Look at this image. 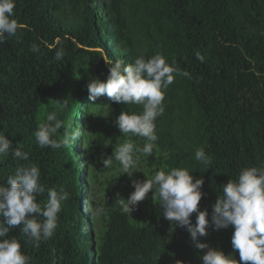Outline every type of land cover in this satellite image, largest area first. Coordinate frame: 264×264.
Masks as SVG:
<instances>
[{
    "label": "trees",
    "instance_id": "1",
    "mask_svg": "<svg viewBox=\"0 0 264 264\" xmlns=\"http://www.w3.org/2000/svg\"><path fill=\"white\" fill-rule=\"evenodd\" d=\"M14 11L27 28L0 44V132L28 159L11 152L0 157V183L17 167L36 165L45 188L38 203L44 204L48 188H64L70 198L50 240L35 246L20 228L8 237L21 242L30 264H88L97 253L99 264H202L207 250L198 252L185 229L163 218L151 192L132 214L122 212L117 194L127 199L132 180H145V173L185 168L204 179L200 209L211 219L220 185L245 167H264V0H16ZM59 48L65 55L57 61ZM157 53L190 78L177 75L167 89L154 153L137 161L130 178L118 162L103 168L101 158L126 139L116 117L142 107L106 96L92 104L87 84L107 79L106 59L129 64ZM66 98L69 108L58 118L79 127L81 137L72 148L39 147L37 126L55 110V100ZM127 139L144 144L131 134ZM200 147L211 156L207 167L194 158ZM83 198L95 212L90 220L81 219ZM208 231L201 242L240 259L232 227Z\"/></svg>",
    "mask_w": 264,
    "mask_h": 264
},
{
    "label": "clouds",
    "instance_id": "2",
    "mask_svg": "<svg viewBox=\"0 0 264 264\" xmlns=\"http://www.w3.org/2000/svg\"><path fill=\"white\" fill-rule=\"evenodd\" d=\"M15 7L16 0H0V44L9 38H18V34L27 28L14 18ZM56 43H59V38ZM31 47L33 51H39L36 44ZM48 47L54 49L56 44ZM64 55V49L59 48L54 59L59 61ZM196 58L201 63L205 61L200 52L196 53ZM105 62L109 68L107 79L91 78L87 84L92 104L99 97L106 96L112 103L142 107L141 112L122 111L116 117L114 124L126 139L114 147L112 155L101 158L103 168H110L114 161L118 162L123 174L127 173L131 178L137 161L154 153L158 140L155 122L165 112L167 89L177 75L190 78V74L171 66L160 53L150 57L140 55L129 64L118 59H106ZM55 101V110L46 114L34 132L35 141L41 148H72L82 131L58 118L59 112L69 108V98ZM62 128V134L58 135ZM129 134L142 138L143 146L127 139ZM9 152L14 159H28V153L22 151L19 145L13 148L12 141L0 132V157L7 156ZM194 158L206 167L212 163L211 156L203 147L196 149ZM145 175L147 178L143 181L132 180L134 191L127 199L117 194L123 213L132 214L151 192L154 203L163 209V218L174 227L185 229L198 252L207 250L199 256L202 264H264V167H245L235 179L230 178L220 185L218 198L212 205L211 219L207 209H200L204 196L203 178L196 179L188 169L180 167L170 170L160 168L151 177ZM44 192L36 165L19 166L8 176L6 183H0V264H30V258L22 251L21 242L15 237H8L10 229L20 228L35 246L54 236L58 213L70 194L64 188H48L46 201L41 205L37 195ZM85 201L83 198L82 205L87 206V211H83L85 218L81 219L90 220L95 212ZM100 211L103 212V209ZM194 213L195 223L192 221ZM210 227L216 231L229 227L234 229L231 245L233 253H239V260L233 254H225L223 250L201 242L202 237L208 236ZM87 262L99 264L98 253Z\"/></svg>",
    "mask_w": 264,
    "mask_h": 264
},
{
    "label": "rangeland",
    "instance_id": "3",
    "mask_svg": "<svg viewBox=\"0 0 264 264\" xmlns=\"http://www.w3.org/2000/svg\"><path fill=\"white\" fill-rule=\"evenodd\" d=\"M81 126H82V125H81ZM81 166L83 167V162H82V165H81ZM83 171H84V170H82V173H83ZM82 178H83V177H82Z\"/></svg>",
    "mask_w": 264,
    "mask_h": 264
}]
</instances>
